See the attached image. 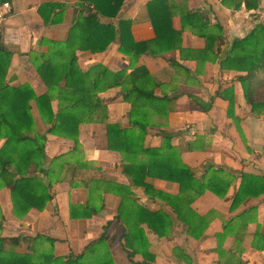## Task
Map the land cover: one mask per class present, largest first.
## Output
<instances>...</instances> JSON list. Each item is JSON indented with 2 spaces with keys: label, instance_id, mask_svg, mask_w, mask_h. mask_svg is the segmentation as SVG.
Wrapping results in <instances>:
<instances>
[{
  "label": "crops",
  "instance_id": "obj_1",
  "mask_svg": "<svg viewBox=\"0 0 264 264\" xmlns=\"http://www.w3.org/2000/svg\"><path fill=\"white\" fill-rule=\"evenodd\" d=\"M9 1L11 12L0 23V88L5 85L0 91V170L7 161L8 172H14L15 161L22 159L16 161L21 170L35 175L50 197L40 210L15 211L0 180L3 251L62 259L84 252L83 264H264V192L232 207L242 173L264 176V107L252 110L245 102L236 77L250 64L233 60L229 52L233 38L264 21V0L250 9L242 3L227 7L221 0H166L170 27L178 36L156 43L148 0H123L116 18L102 16L99 22L129 18L133 40L149 41V50L130 59L118 51L117 38L102 51L74 50L89 97L76 108L82 113L70 119L68 135L48 132L47 119L50 111L55 115L68 104L71 88L62 87V76L48 92L34 63L51 49L49 41L66 38L72 20L86 14L84 5L77 0ZM214 24L221 26L222 37L207 48L203 34L214 32ZM64 60L53 58L58 67ZM139 66L146 74L132 73ZM96 77L102 81L94 88ZM19 87L23 94L14 107ZM26 90L51 95L41 116L33 97L26 103L28 114L22 112ZM95 95L99 104L94 106ZM138 122L145 124L142 147L158 148L164 144L162 134H168L177 158L195 178L212 166L228 180L223 197L208 189L191 200L189 192L182 193L180 210L196 232L189 233L171 203L151 192L178 196L176 182L147 176L150 189L134 185L127 165L144 155L107 147L105 124L124 130L135 129ZM13 125L19 127L16 134L9 129ZM16 135H36L44 142L39 168L25 165L32 143H16ZM153 213L165 218L161 234L147 223ZM127 235L132 253L123 247ZM15 237L20 239L12 244L9 239Z\"/></svg>",
  "mask_w": 264,
  "mask_h": 264
},
{
  "label": "trees",
  "instance_id": "obj_2",
  "mask_svg": "<svg viewBox=\"0 0 264 264\" xmlns=\"http://www.w3.org/2000/svg\"><path fill=\"white\" fill-rule=\"evenodd\" d=\"M123 0H77V5L82 6L85 10V15H77L71 22L70 27L67 32V36L61 42L49 41L52 45L51 49L38 56V60L34 63L39 77L44 81L47 90L51 91L53 86L61 81V77L64 76L63 86L71 88V96L68 98V104L58 110L55 115H52V111L48 114L47 121L50 123L47 131L53 134H67L70 125V119H73L78 113L75 111L78 106L86 104V99L89 97L85 93L84 85L82 84L84 80V74L80 72L79 68L75 63L74 50H90L102 51L105 50L109 43L118 39L119 42V52L126 54L130 59H134L138 54L143 52H148L149 41H135L133 40L130 33V19L129 18H118L115 22L101 23L99 22L100 17L116 18L118 14L119 7ZM225 6L237 8L240 4H243L245 9H250L257 7L258 0H221ZM90 5L91 9L87 6ZM146 12L149 15V22L154 33V38L152 41L156 42H171L176 33L170 27V12L166 6V0H148L145 3ZM187 15L193 16L195 18H202L196 12H188ZM204 18V17H203ZM214 32H209L203 34L207 42V48L211 44H214L215 40H219L221 35V26L214 24ZM178 36V33H177ZM177 39V38H176ZM79 43L75 44L74 42ZM229 47V52L231 58L235 61H244L250 64V68L246 70L245 74L238 75L236 79L239 81L242 95L247 104L251 105V109L255 110L256 107H264V21L255 22L250 30L239 38H233L231 40ZM63 57L65 60L58 66L54 65L53 58ZM141 74H146L143 67L139 66L132 70ZM62 72L61 76H56ZM102 79L96 77L92 83L94 88L96 84L101 82ZM117 82H112L114 85ZM109 85L105 86L108 87ZM1 85L0 91L2 87ZM26 89V88H25ZM79 93L76 94V90ZM16 90V88H15ZM95 91V90H94ZM17 94L14 95V100H12L14 107H18V98L22 97L23 89L21 87L17 88ZM44 93L42 95L36 96L30 90H26L23 98V108L28 114L27 100L28 98H34L36 104L40 111V116L44 113L42 108L43 104L50 100L51 95L49 93ZM0 92V97H1ZM150 96V95H148ZM197 101V100H195ZM202 105L199 101H197ZM230 100L228 104H230ZM99 104L97 96L95 95L94 106ZM206 110V106L203 105ZM21 112V113H22ZM17 116V115H15ZM67 119V123L64 120ZM78 123V122H77ZM135 129H124L120 130L115 124H105V130L108 139V148H113L115 146L126 153H142L144 159L134 163L133 161L127 165L126 171L129 173L131 181L134 185H141L144 189H150L151 187L144 181V178L156 177L162 178L164 180L176 182L179 186L178 196H170L162 193V191L152 190V194L161 197L163 200L168 201L173 206V211L176 217L187 226V231L189 233L196 232L191 225L188 215L182 212L180 209L183 204V192H189V199L191 197L197 196L202 193L204 189H208L218 197H223L224 192L228 184V180L220 177L221 170L215 169L212 166H208L206 173L204 175L195 178L193 171L186 165L182 164L174 153V149L170 145V139L168 134H162L164 138V144L158 148H145L141 146L143 140L144 127L145 124L138 122L133 123ZM11 132L16 134L19 127L13 125L9 127ZM16 143L22 140L26 142L31 141L32 145L28 150L29 157L27 156L26 163H32L34 168H39L40 165V153L42 151L43 141L38 140L36 135L33 137H23L16 135ZM18 145V144H17ZM15 145V147L17 146ZM118 145V146H117ZM111 148V149H112ZM20 146V151H21ZM25 151L27 147L25 146ZM17 162H22V159L16 160ZM15 161L14 172H8L6 165L8 162L4 161L0 170V180L10 191L11 201L14 206V210H26L30 207H37V209H42L46 201L49 199L50 195L47 192L46 187L35 177V175H27L28 172L21 170V167ZM131 167L133 170L129 169ZM264 192V176H258L257 174L242 173L240 175V181L238 187L232 196V207L238 205L246 197H254L260 193ZM144 213L150 214L143 210ZM194 215V213H192ZM195 216V215H194ZM199 219L197 216H195ZM148 220V225L150 229L156 231V233L161 234L163 232V226H165V218L162 214H151V218ZM225 226V225H224ZM162 227V228H161ZM43 235L36 234L35 237H41ZM34 237V238H35ZM19 237L11 238L9 241L12 244L17 243ZM51 240L50 238H46ZM0 238V264H83L82 257L84 252L77 255H67L65 259L53 255H40L36 256L33 254H19L14 252H6L1 248ZM131 242L129 236L124 239V249L130 252L133 250L130 246ZM131 248V249H130ZM130 249V250H129ZM132 253V251H131Z\"/></svg>",
  "mask_w": 264,
  "mask_h": 264
},
{
  "label": "built area",
  "instance_id": "obj_3",
  "mask_svg": "<svg viewBox=\"0 0 264 264\" xmlns=\"http://www.w3.org/2000/svg\"><path fill=\"white\" fill-rule=\"evenodd\" d=\"M11 12V6L9 0H0V23L2 19L6 18Z\"/></svg>",
  "mask_w": 264,
  "mask_h": 264
}]
</instances>
